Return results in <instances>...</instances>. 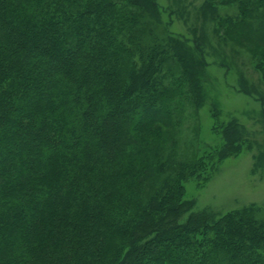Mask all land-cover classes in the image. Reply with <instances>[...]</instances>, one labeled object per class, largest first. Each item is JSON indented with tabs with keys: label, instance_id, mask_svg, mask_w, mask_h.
Returning a JSON list of instances; mask_svg holds the SVG:
<instances>
[{
	"label": "trees",
	"instance_id": "obj_1",
	"mask_svg": "<svg viewBox=\"0 0 264 264\" xmlns=\"http://www.w3.org/2000/svg\"><path fill=\"white\" fill-rule=\"evenodd\" d=\"M230 1L257 47L264 0ZM147 22L156 0H0V264H264L253 214L180 222L203 160L179 159L172 98L199 106L206 64L177 37L145 42ZM223 138L218 161L238 124Z\"/></svg>",
	"mask_w": 264,
	"mask_h": 264
},
{
	"label": "rangeland",
	"instance_id": "obj_2",
	"mask_svg": "<svg viewBox=\"0 0 264 264\" xmlns=\"http://www.w3.org/2000/svg\"><path fill=\"white\" fill-rule=\"evenodd\" d=\"M229 1L156 0L161 22H147L141 31L147 43L177 37L206 64L199 106L185 95L172 98L179 120V159L203 160L202 168L183 184L184 199L193 206L180 222L190 213L206 211L217 219L243 210L264 221V36L257 47L244 42L249 30L234 27L241 8ZM168 76L180 78L175 65ZM230 123L239 126L241 149L218 161L216 154L225 145L223 130Z\"/></svg>",
	"mask_w": 264,
	"mask_h": 264
}]
</instances>
